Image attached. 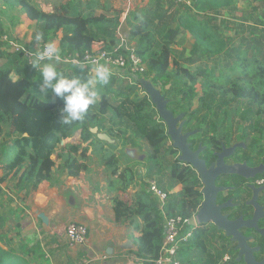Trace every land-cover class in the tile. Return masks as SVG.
<instances>
[{"label": "trees", "instance_id": "16d2710c", "mask_svg": "<svg viewBox=\"0 0 264 264\" xmlns=\"http://www.w3.org/2000/svg\"><path fill=\"white\" fill-rule=\"evenodd\" d=\"M2 1L5 7L11 5L21 8L39 25L45 40H54L61 30L69 29L58 39L62 55L91 50L102 40L106 47L117 46L119 43L117 33L122 25L121 12L106 5L99 7L95 0L82 3L81 7L61 3L52 10H44L36 0ZM229 1L231 0H193L192 8H183L195 9L200 13L222 8ZM144 14L133 13L132 20L137 21ZM174 21L177 26L169 27L159 42L151 23L143 19L130 30L129 42H138L137 54L147 62L149 71L154 76L155 86L162 83H165V87L171 86L167 90L169 92L165 91V95L168 98L172 96L175 100L171 101L176 105L172 110L175 116L180 114L182 108L191 109L192 100L197 98L201 103L206 113L199 119L198 133L189 140L192 150H196L198 137L207 136L210 131L209 121L214 115L212 103L209 101L211 98L218 96L222 99L233 98L236 101L249 102L256 108L257 116H264V56H256L257 48L252 46L231 49L229 36H223L199 14L189 11ZM183 31L188 32L194 40L188 59V65H200L194 71L174 56L173 48ZM156 48L159 52H156ZM6 60L0 66V171L3 172L0 177L1 195H5L1 187L3 184L14 183V189L18 193L28 195L43 182H48L52 187H60L67 178H76L81 173L88 172V167L77 160L75 151L79 148L84 155L95 143L101 144L96 151L102 155L105 165L118 176V189L126 192L131 186H136V178L131 168L120 171L119 160L112 153L114 146L106 150L104 143L97 137L100 131L111 135L110 130L106 131L105 117L109 116V122L120 121L131 125L135 137L148 143L151 150L148 156V174L153 170L167 171L170 180L181 186V191L174 195L176 203L168 205V215L177 212L184 218H192L199 212L204 201L201 178L190 165L181 160L180 152L173 144L164 150L170 138L149 95L135 99L132 97L135 87L115 88L116 79L112 78L108 86L98 90L97 102L91 106L83 122L64 125L58 120V110L63 107V100L55 95L54 99L43 97L36 79L39 74L26 65L22 55L10 54ZM74 69L73 75L78 74L82 79L87 77V74ZM194 120L195 117L191 115L183 126L184 132L190 131ZM220 127V122L215 123L213 130ZM200 129L204 131L200 133ZM244 131L243 129L242 132ZM77 133L88 146L82 148L75 145L66 153H57L62 142ZM224 139V134L208 136L205 145L207 148L202 153V159L208 166L215 162L216 154L222 152ZM54 157L61 161L60 165H57ZM168 157L175 159L166 167ZM236 178L231 176V183H222L236 187L230 193V198H241L246 193V190H240L234 184L237 182ZM138 184L141 189L134 195L131 203L114 200L116 222L136 226L140 236L137 238L134 257L142 260V264H155L164 239V219L157 201L150 195L142 178ZM233 218L234 215H230L229 219ZM237 219L239 218L236 217ZM3 226L4 219L0 215V228L3 229ZM206 227L207 224H202L201 228L195 230L192 239L184 248L186 250H183L185 254L181 252V257L184 254L187 258L186 264H193L190 255L194 250L203 255L208 254ZM5 236L0 235L1 243H5ZM223 239L229 238L224 235ZM230 244L233 243L230 241ZM261 250L263 251V246ZM201 261L200 259L198 262ZM0 264L21 263L0 245ZM228 264L240 262L236 259L234 263Z\"/></svg>", "mask_w": 264, "mask_h": 264}, {"label": "rangeland", "instance_id": "374dc122", "mask_svg": "<svg viewBox=\"0 0 264 264\" xmlns=\"http://www.w3.org/2000/svg\"><path fill=\"white\" fill-rule=\"evenodd\" d=\"M40 3L41 8L46 10H52L55 5L61 3H70L71 5H76L81 7L82 3L88 2L90 0H36ZM98 2L99 7L106 5L110 8L118 10L121 12L122 17L124 18L121 27L119 28V35L125 40L129 41V33L132 27L139 24L141 20H148L151 23L152 29L155 32L158 41L160 42L163 34L169 27H176L177 24L174 20L178 17L183 16L186 13L199 14L206 22H208L213 28L219 30L223 36H229L230 38V48H241L245 49L249 46L257 48L256 56H264V0H231L227 2L222 8H213L212 10H207L205 12L196 11L195 9H185L181 6H176L175 4L165 2L162 0H95ZM145 13L143 17H140L139 20L133 21L132 14ZM0 27L2 32L0 33V66L6 63V58L12 54L4 44H2L1 37L4 34H10L14 37L19 38L26 47H33L38 44L34 40V35L36 32H41L42 30L39 25L31 20L24 11L17 6H4L2 0H0ZM69 29L61 30L58 33L56 39L58 46V39L63 36ZM39 43H45L42 40ZM105 46L104 40L100 41ZM194 40L188 34V32L183 31L176 40V45L174 46V56L181 60L180 62L190 67L191 70H196L199 64L190 66L188 65V59L190 57V52L193 47ZM248 44V46H245ZM156 52H159V49L156 48ZM251 53V52H250ZM249 53V54H250ZM65 55H63L64 57ZM59 70L66 75H72L74 68L70 65L61 63ZM34 76H36L34 74ZM121 76L127 77V74L122 73ZM38 79L39 75L36 76ZM152 74L149 72L148 75L144 77L146 80V86L149 90H153L154 96H160L168 104V109L172 111L176 105L171 103L175 102L173 97H166L165 91L170 90V85L165 87V83H162L160 86H155L153 83ZM115 79V78H113ZM129 86L126 81L118 78L116 79L115 88H125ZM199 89V87H198ZM199 91V90H198ZM169 92V91H167ZM200 92V91H199ZM133 97L136 99L137 94H134ZM115 97H113L114 99ZM47 99H54V95H50ZM116 100V99H114ZM213 106V117L209 121V132L207 136H200L197 139V148L205 146L207 144L208 136L212 134H224L225 135V146L224 149L228 151H233L235 153L229 160H226L228 165H233L230 163L241 164L246 161V159L251 158L245 166H250L249 168L253 170L254 174H262L264 172V116L256 115V108L249 102H240L236 101L233 98L222 99L218 96H215L209 100ZM193 106L191 109L187 110V107L182 108L179 111L180 114L175 116L176 118L181 119L179 124L183 128L185 122L189 119L191 115L195 117V120L192 123V126L189 128L191 132L198 133L197 125L199 124V119L206 112L201 107V103L196 99L192 100ZM237 111V112H235ZM249 116V117H248ZM106 131H111L116 133L117 131L130 132V136L135 135V131L131 125L126 122H109V116L105 117ZM220 122V129L213 130V125ZM163 125L166 127L165 123ZM167 129V127H166ZM245 130L244 133L242 132ZM190 131L183 132L188 133ZM204 129H200L199 132H203ZM190 132V133H191ZM111 133V134H112ZM220 137V136H219ZM1 140V139H0ZM172 143L171 140L168 141L164 150L169 147ZM196 150L194 151H197ZM181 155V154H180ZM234 157V158H233ZM174 157H168L166 162V167L174 162ZM3 175V172L0 171V177ZM146 178L149 180H156L158 183L159 189L164 191L169 196V203L174 204L175 202V192L176 190H181V186L176 185L175 182L170 180L169 173L167 171H158L153 170L148 174L146 171ZM228 177H225L227 180ZM236 186L240 184L234 183ZM219 184L217 183V186ZM5 192L8 195V199H5V203H0V209L5 208V206H10L12 202H20L22 196H25L22 193H18L14 189V183H8L1 185ZM8 188V189H7ZM3 189V188H2ZM148 190V186H147ZM228 190V189H227ZM226 190V191H227ZM234 192V191H233ZM150 193V191H149ZM231 193V192H230ZM1 195V194H0ZM12 195V196H10ZM2 197V196H1ZM230 198V194L227 192L223 193L222 202L227 201ZM235 200H239V196L233 197ZM17 202V203H18ZM177 214V212H176ZM231 215H234L232 220H236L238 215L235 210L230 212ZM11 219V218H10ZM208 235H207V248L208 254L203 255L199 251H192L190 255L191 262L193 264H223V258L225 256H230L232 258L231 263H234L238 258V252L234 251V244H230V239H223L225 233L219 232L217 227L213 224L208 225ZM252 237V241L249 243L250 247L256 248L263 246V251L256 254V259L262 261L264 254V241L257 233L247 234ZM222 237V239H221ZM232 243V242H231ZM68 246V245H67ZM225 246V247H223ZM186 248V247H185ZM186 250V249H185ZM184 250V251H185ZM183 251V253H184ZM185 254V253H184ZM183 254L182 263L186 264L187 258ZM201 262H198L199 260ZM240 264H245L242 260Z\"/></svg>", "mask_w": 264, "mask_h": 264}, {"label": "crops", "instance_id": "0c3cea01", "mask_svg": "<svg viewBox=\"0 0 264 264\" xmlns=\"http://www.w3.org/2000/svg\"><path fill=\"white\" fill-rule=\"evenodd\" d=\"M123 20L121 16V24ZM130 135V132L120 131L107 135L100 131L97 137L106 150L114 146L112 153L119 160L120 171L131 168L136 186L126 192L118 189V176L96 151L101 144L95 143L84 155L78 148L75 151L77 160L88 167V172L67 178L60 187L43 182L28 195L22 193L25 196L20 202H12L9 207L0 209L4 219L0 235H6L5 243L0 242L1 247L10 251L21 264H129L134 258L140 233L136 226L116 222L114 200L131 203L141 189L139 179L147 185L146 171L151 153L146 141ZM75 145L88 146L77 133L64 140L57 153H66ZM54 159L57 165L61 164L57 157ZM1 187L4 193L7 192ZM180 191L176 190L175 194ZM8 195H0V203H5ZM73 222L83 224L89 230L84 246L70 247L67 243L66 228ZM224 258L223 264H226Z\"/></svg>", "mask_w": 264, "mask_h": 264}, {"label": "built area", "instance_id": "2783aa9c", "mask_svg": "<svg viewBox=\"0 0 264 264\" xmlns=\"http://www.w3.org/2000/svg\"><path fill=\"white\" fill-rule=\"evenodd\" d=\"M163 1L185 8L193 7V0ZM117 38L119 39L117 46L106 47L103 43L99 42L91 50L65 55L63 63L75 68L72 61L78 60L85 64L86 70L83 73L88 75L87 67L91 61L99 59L101 62H106L113 69L114 74L112 78H120L126 81L129 86L135 87L133 95L137 94V98H143L148 95L144 88L146 83L144 77L150 72L148 64L137 54V41L129 42L124 38L122 39L119 33H117ZM2 42L12 54L22 55L26 65L32 70L31 54L38 48H42L44 44L39 43L33 47H26L20 42L19 38L10 34H4ZM122 73L127 74V77L121 76ZM257 184L264 187V178L260 179ZM147 185L148 191H150L152 198L157 201L159 211L164 219V239L155 264H183L181 252L192 239L194 231L202 226L197 217L198 213L192 218H184L179 214L168 215V205L170 204L168 194L159 189L156 180L147 181ZM65 235L70 247L84 246L89 237V230L87 226L73 222L68 224ZM231 261L232 258L230 256H225L224 263L228 264ZM129 264H142V260L134 257L130 260Z\"/></svg>", "mask_w": 264, "mask_h": 264}, {"label": "water", "instance_id": "95a60500", "mask_svg": "<svg viewBox=\"0 0 264 264\" xmlns=\"http://www.w3.org/2000/svg\"><path fill=\"white\" fill-rule=\"evenodd\" d=\"M144 88L155 105L160 118L164 121L170 140L174 147L179 150L181 160L185 164L190 165L202 180L204 201L202 208L197 214L199 221L202 224L215 225L219 231L225 233L232 243L236 244L235 250L238 252V262L243 260L245 264H264V259L262 261L256 259V254L260 252V247H250V238L246 237L242 232L244 229H255L258 234L264 236V229L261 230L258 225L259 220L264 219V209L257 205V212L251 220L242 218L230 220L228 215L223 214V211L232 205V201L218 205V195L225 190L223 187L216 185L218 177L236 175L249 179L254 176L253 170L245 165H227L225 159L230 157L233 151L226 149L218 155L216 165L208 168L206 162L200 159L204 148L199 147L197 151L192 150L188 141L193 134H185L183 132V128L179 126L181 119L176 118L173 112L168 109L166 101L160 96H154L153 90H149L146 84ZM261 190H255V194L257 195Z\"/></svg>", "mask_w": 264, "mask_h": 264}, {"label": "clouds", "instance_id": "9594fccd", "mask_svg": "<svg viewBox=\"0 0 264 264\" xmlns=\"http://www.w3.org/2000/svg\"><path fill=\"white\" fill-rule=\"evenodd\" d=\"M34 40L39 44L45 40L41 32H36ZM31 67L39 74L37 83L39 92L47 99L55 95L63 100V107L59 111L58 120L64 125L83 122L91 106L97 102L98 90L108 86L113 77V69L106 62L99 59L90 62L87 67L88 75L82 79L80 75H66L59 70L64 62L62 49L56 40H45L42 48L31 54ZM78 72H85L84 63L73 60Z\"/></svg>", "mask_w": 264, "mask_h": 264}, {"label": "flooded vegetation", "instance_id": "af4514ba", "mask_svg": "<svg viewBox=\"0 0 264 264\" xmlns=\"http://www.w3.org/2000/svg\"><path fill=\"white\" fill-rule=\"evenodd\" d=\"M191 133L193 135L195 134L193 132H191ZM223 150H224V148H223ZM223 150H222V152H223ZM222 152L216 154L217 158H216L215 162L211 166L207 165L208 168H211L212 166L216 165L217 160H218V155L221 154ZM234 154L235 153H233L230 157L226 158L225 159V163H226V160L227 159L229 160V158H231ZM200 159H202V154L200 155ZM250 159L251 158H249L247 162H249ZM247 162L245 161L244 163H242V165L247 164ZM230 164L236 165L235 163H230ZM238 165H241V164H238ZM247 167L249 168L250 166H247ZM231 176H236V175H222V176L218 177V179L216 181V185H217V183L219 184L218 187H223L225 189L223 192H221L218 195V205L226 204L227 202L232 201V205L230 207L226 208L223 211V214L224 215H228L230 217V215H231L230 212L235 210L236 214L238 215V218H243L244 220H251V219H253L254 215L257 212V205L261 209H264V187L258 186V184H257V182L260 179L264 178V172L262 174H256V175L254 174V176L252 178H249V179H245V178L236 176L237 178L235 180H237V184H240L238 187L240 188V190H246V193L244 195H242L241 198H239L240 201H237L234 198H229L227 201L222 202L223 193L227 192L228 195H229L230 192H233L236 189V187H234L232 185H227L226 186V185L222 184V183H226V184L227 183H231L230 180H229ZM225 177H228V179L225 180ZM201 182H202V180H201ZM255 190H261V191H259V193L256 195L255 194ZM258 225H259V228L261 230H263L264 229V219H260L259 222H258ZM242 232H243V234L246 237L250 238V242L252 241V237H250L247 234H249L250 232L258 234V232L255 229H244ZM258 235L264 241V236L261 235V234H258ZM234 245H235V248H236V244H234ZM260 252H261V246H260ZM263 259H264V254H263L262 260Z\"/></svg>", "mask_w": 264, "mask_h": 264}]
</instances>
